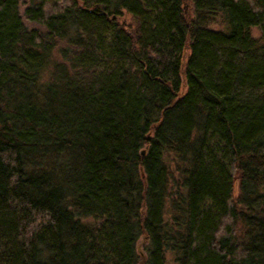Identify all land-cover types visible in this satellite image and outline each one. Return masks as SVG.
<instances>
[{
  "label": "trees",
  "instance_id": "obj_1",
  "mask_svg": "<svg viewBox=\"0 0 264 264\" xmlns=\"http://www.w3.org/2000/svg\"><path fill=\"white\" fill-rule=\"evenodd\" d=\"M19 9L0 0V264H264V0Z\"/></svg>",
  "mask_w": 264,
  "mask_h": 264
},
{
  "label": "rangeland",
  "instance_id": "obj_2",
  "mask_svg": "<svg viewBox=\"0 0 264 264\" xmlns=\"http://www.w3.org/2000/svg\"><path fill=\"white\" fill-rule=\"evenodd\" d=\"M32 0H20V12L22 15H24V9L26 6H28L30 3H31ZM24 18V22H25V25L29 28H37V27H40L41 25H39L37 22L33 21V20H30V19H27L23 16ZM211 28L213 29H225V22H224V19L223 17L219 14L216 18V20L212 23H210L209 25ZM250 33L253 37L255 38H260V30L258 29V27H251L250 28ZM62 46H65V45H62ZM54 53V59H62L61 56L56 53V52H53ZM46 73V72H45ZM44 73V75H46ZM236 195L237 193L239 192L238 190V182L236 183ZM87 221H90V219H86ZM147 241L143 238V237H140L138 239V252H140V257L143 256L144 258V255H146V252H145V247L147 245Z\"/></svg>",
  "mask_w": 264,
  "mask_h": 264
}]
</instances>
